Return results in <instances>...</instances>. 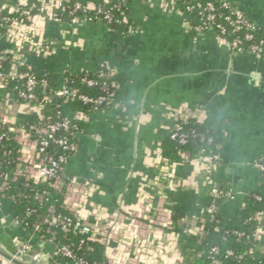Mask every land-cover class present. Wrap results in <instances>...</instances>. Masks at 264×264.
<instances>
[{"label": "crops", "instance_id": "1", "mask_svg": "<svg viewBox=\"0 0 264 264\" xmlns=\"http://www.w3.org/2000/svg\"><path fill=\"white\" fill-rule=\"evenodd\" d=\"M230 1L239 10L248 9L249 18L264 25V0L249 5L247 0ZM128 18L137 28L135 33H122L103 22L69 32L67 26L46 22L45 37L56 41L55 53L49 57L29 55L28 61L38 73L52 76L51 84H59L65 71L96 70L105 51L114 52L113 44L118 40L125 43L118 62H106L116 72L115 100L106 109L80 114L75 138L79 150L66 169L92 188L81 199L85 216L92 220L118 217L129 231H134L124 242H111L110 253L116 262L184 264L177 249L178 236L172 230L173 213L193 223L200 216L197 193L202 164L185 160L162 167L161 171L165 168L172 179L161 187L155 206L144 192L146 185L158 180L160 143L176 123L172 111L182 106L199 111L196 119L225 132L217 180L219 185H230L236 196L224 202L220 210L236 221L247 195L259 187L260 174L252 162L264 155V103L257 100L246 104L251 90L245 89L226 102L231 55L217 44L212 32L195 37L184 27L183 18L165 10L161 0H131ZM64 37L77 45L61 47ZM94 48L98 51L95 61L91 59ZM235 82L238 87L244 85L238 78ZM64 109L69 117L76 113L72 106ZM5 115L2 119L24 123L36 120L38 111L34 106L13 102ZM30 154L25 148L24 157ZM201 222L203 233L213 230L209 221ZM14 232L6 228L3 241L9 249L0 241L9 252L18 237ZM18 235L25 237L23 233Z\"/></svg>", "mask_w": 264, "mask_h": 264}, {"label": "built area", "instance_id": "2", "mask_svg": "<svg viewBox=\"0 0 264 264\" xmlns=\"http://www.w3.org/2000/svg\"><path fill=\"white\" fill-rule=\"evenodd\" d=\"M180 0H161L165 10L183 18L184 27L193 33L195 37L203 36L212 32L217 44L226 49L231 55L241 53H251L254 56L264 58V25H260L249 19L242 11L237 9L230 0H189L184 1L183 8L178 7ZM68 0H16L11 3L0 5V89L5 88L10 81H20L22 88L17 86L20 100L6 96L0 98V127L2 123H7L6 131L0 138L13 135V139L21 146V152L18 156L17 168L14 171L15 180L19 176L26 179H32L36 182H51L52 185L64 195V209L70 215L59 213L56 207L51 206L48 214L43 220L36 221L29 232L24 229L23 221L16 212L7 211L0 204V211L4 214H14L19 220L24 231L22 236L13 239L12 254L21 259L29 256L39 262H49L61 264L58 258H68L76 264H98L90 263L82 257H77L74 251L68 245L57 247L54 243V228H61L67 232L71 228L79 229L82 233L88 234L91 239L99 241L106 248L107 264H125L118 263L111 256V242L116 239H130L134 232L129 231L118 217H91L85 216L82 212V196L86 195L92 188L86 183L81 182L67 172V164L79 150V145L71 141L68 133H71L73 122L81 117L80 112L76 110L73 117L63 118L61 121H51L45 119L40 113L41 103L37 100L36 88L40 85L47 88V79L38 78V72L28 61L29 55L40 57H49L55 53V40H48L45 37L44 24L53 22L60 26H67L68 31L74 32L78 28L95 22L109 24L113 20V15L106 4L97 5L94 2L83 3L76 1L71 6L67 4ZM120 7V5H118ZM59 9L67 16L57 15ZM94 12V15H90ZM193 16L194 19H193ZM136 26L131 25L128 33H135ZM66 34V33H65ZM61 47L68 48L77 45L70 38L64 37L60 43ZM69 71V70H67ZM90 70L83 69L79 73H84L82 82L88 88L98 87L100 93L86 94L78 88H70L64 85L58 90H52L47 94L44 100L62 99L63 104H69L71 100L78 98L84 104L92 105L94 109H106L110 107L116 96L117 82L116 72L106 63L100 64L95 70V76H90ZM47 74V73H45ZM13 102L34 106L38 111L36 120L24 123H15L9 121L5 111L9 110ZM199 111H191L182 106L172 111L176 119L175 125L169 129V135L172 139H178L181 143H186L188 134L185 132L182 122L190 118H195ZM64 133V134H61ZM192 136L197 133L193 130ZM209 141L212 139L209 138ZM29 148L31 154L24 157V149ZM202 164V171L208 168L217 167V161L212 156H203L197 160ZM253 167L260 174L259 187L264 185V155L252 162ZM164 172L166 169L163 168ZM2 173H0V177ZM7 177L0 185V198L7 196V189L10 186ZM214 197H225L229 200L235 199L236 193L232 187L225 191H220L218 186L212 190ZM47 192L37 193L39 202H43ZM260 198V196H257ZM218 206L212 203L208 207L209 212L217 211ZM34 210H28L27 215L32 214ZM264 218V212H258L254 219L260 221ZM42 225H47L46 233L52 235L46 238L42 234ZM239 237H246L249 247L252 248L256 239H262L264 236V224L260 225L253 234H245L241 231H235ZM37 240V242L34 241ZM34 241V242H33ZM41 245H39V243ZM47 246V247H46ZM221 249L213 246L210 250V264H225L219 257ZM226 256H233V250H226ZM0 264H14L12 261L0 256Z\"/></svg>", "mask_w": 264, "mask_h": 264}, {"label": "trees", "instance_id": "3", "mask_svg": "<svg viewBox=\"0 0 264 264\" xmlns=\"http://www.w3.org/2000/svg\"><path fill=\"white\" fill-rule=\"evenodd\" d=\"M11 1L16 0H0V5L7 4L11 6ZM81 1L83 3L94 2L97 5L106 4L113 15V20L109 23V27L128 33L129 27L134 25L128 18V8L131 0H68L67 4L73 5L74 2ZM184 1L180 0L178 7L183 8ZM120 5V7H118ZM57 15L67 16L59 9ZM94 15V12H90ZM195 16H193L194 19ZM135 26V25H134ZM0 29H2L0 21ZM100 67V65L98 66ZM97 67V68H98ZM95 70H90V76H95ZM84 73H73L71 71L64 72L63 81L59 84H51L49 77L45 73H39V79L46 78L47 88L44 89L40 85L36 88L37 100L41 103L40 113L51 121H61L66 117L65 106H72L81 115L88 112L99 111L94 109L92 105L84 104L78 98L70 101L69 104H63L62 99L44 100L47 94L52 90H58L64 85L70 88H78L86 94H98V87L88 88L81 80ZM20 81H10L9 84L0 89V98L12 97L15 100H20L18 89L22 88ZM79 120L73 122L71 133H68L71 141H76V132L80 128ZM185 132L189 135L186 143H181L178 139H172L168 134L160 143V162L158 165V180L146 185L144 192L152 197L154 206L161 196V187L171 182V176L166 172H162V167H169L174 163H181L185 160L197 161L203 156H212L217 161V167L208 168L206 171L199 173L198 178V193L197 203L202 207L200 216L193 221L183 220L181 215L173 213V231L177 234V249L179 250L184 264H210V250L213 246H218L221 249L219 257L225 264H264V241L256 239L252 248L249 247V242L246 237H239L235 231H241L245 234H253L255 230L264 224V218L260 221L254 219V215L258 212H264V185L249 193L245 199L242 213L238 220L231 221L225 217L220 208L223 203L230 201L225 197L216 198L213 195V188L218 186V171L222 159L220 158V150L225 137V132L221 129H215L207 125L205 122L196 118H190L182 122ZM7 123H2L0 127V137L6 131ZM195 131L196 136H192L191 132ZM61 134H64L61 132ZM212 140L209 141L208 139ZM21 152V146L13 139L12 134L0 138V185L7 177L10 181V186L7 189V196L0 198V204L5 210L16 212L18 217L23 221L26 232L30 231L31 226L38 220L48 214L51 206L56 207L57 211L63 215H70L64 209V195L59 192L51 182H36L32 179H26L24 176H19L15 180L14 171L17 168L18 156ZM230 185H220V191H225ZM46 191L47 194L43 202H39L37 193ZM257 196H260L258 198ZM216 203L217 211L209 212L208 207ZM28 210H34L32 214L27 215ZM201 219L209 221L212 226V231L203 233V223ZM47 225H42V234L45 239L51 238L52 235L46 233ZM214 228L217 230L214 231ZM54 243L57 247L68 245L76 254L77 257H82L88 262H96L98 264H107L108 256L106 248L99 241L91 239L88 234L82 233L79 229L71 228L65 232L61 228H54ZM226 250H233V256H226ZM61 264H76L68 258H58Z\"/></svg>", "mask_w": 264, "mask_h": 264}, {"label": "water", "instance_id": "4", "mask_svg": "<svg viewBox=\"0 0 264 264\" xmlns=\"http://www.w3.org/2000/svg\"><path fill=\"white\" fill-rule=\"evenodd\" d=\"M252 1L254 0H247L246 5H249ZM240 11H242L249 18V16L247 15V12H249L248 9L246 11H243V9ZM254 22L257 23V21ZM97 46L99 45L96 44V47ZM113 49L114 52L105 51V57L100 59L101 63L107 62L110 65H115V63L118 62V57H122V54L125 52V43L122 40H118L113 44ZM97 53V48H94L91 53L92 60H97ZM229 57L231 59L228 69L229 85L225 93L226 96H229L226 102L231 101V97H233V95L239 90L243 92L245 89L251 90V97L247 98L248 101L246 104L249 105L251 104V102L257 100L263 101L262 103H264V58L254 56L251 53H241ZM52 78V76L49 77L51 81ZM236 78L239 79L240 83L243 82L244 85H240V87H238L239 85H237L235 82ZM245 108H247V106ZM242 163H245V161H242ZM6 228L15 231L14 235L17 236H19L18 234L24 233L20 224V220L14 214L10 213L4 215L0 211V241H3L6 237ZM34 241L37 242L36 239H34ZM39 245H41V243H39ZM0 256L12 261L14 264H54L49 262H39L30 258L29 256L18 259L11 252L5 250L1 245Z\"/></svg>", "mask_w": 264, "mask_h": 264}, {"label": "rangeland", "instance_id": "5", "mask_svg": "<svg viewBox=\"0 0 264 264\" xmlns=\"http://www.w3.org/2000/svg\"><path fill=\"white\" fill-rule=\"evenodd\" d=\"M9 237H10V236H9ZM9 237L7 238V242H8V241H9V239L11 238V237H10V238H9ZM5 238H6V237H5ZM1 244H2V245H3V244H5V245H6V242H4V241H3ZM5 245H4V246H5ZM5 247H7V249H9V247H8L7 245H6Z\"/></svg>", "mask_w": 264, "mask_h": 264}]
</instances>
